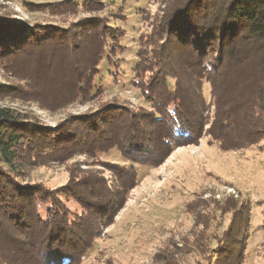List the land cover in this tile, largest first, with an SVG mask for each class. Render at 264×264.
<instances>
[{
	"label": "trees",
	"instance_id": "obj_1",
	"mask_svg": "<svg viewBox=\"0 0 264 264\" xmlns=\"http://www.w3.org/2000/svg\"><path fill=\"white\" fill-rule=\"evenodd\" d=\"M165 1L166 15L157 20L144 46L139 41L132 70L131 84L145 106L130 109L114 99L53 128L0 106V264H81L99 239L100 226L112 224L138 186L139 166L154 169L176 149L198 143L203 134L222 151L246 149L264 139V0ZM28 7L99 14L105 3L61 0ZM121 17L119 11L111 12L114 21ZM125 35L99 15L66 28L27 29L1 14L0 70L12 79L0 84V101L11 94L13 100L34 103L50 113L91 102L102 94L95 85L101 61H110L125 48ZM21 55L39 60L26 71L14 59ZM56 58L68 59L70 67L55 65ZM249 74L257 79L254 112L247 119L252 132L239 138L232 132L238 126L235 108L219 113V102L222 90H233L236 76L248 79ZM205 84L216 106L206 131L212 103L205 99ZM112 150L120 162L102 160ZM75 156L103 166L109 180L91 170L83 176L71 173L68 183L56 189L22 183L36 162L38 167L49 166ZM241 219L232 215L216 251L207 256L208 264L243 263ZM198 238L191 243L197 251L203 248ZM155 264L173 263L157 259Z\"/></svg>",
	"mask_w": 264,
	"mask_h": 264
},
{
	"label": "rangeland",
	"instance_id": "obj_2",
	"mask_svg": "<svg viewBox=\"0 0 264 264\" xmlns=\"http://www.w3.org/2000/svg\"><path fill=\"white\" fill-rule=\"evenodd\" d=\"M59 1L0 0V15H8V19L23 23L27 29L36 25L66 28L83 18L98 15L109 18L111 24L125 31L122 40L125 48L110 61L106 58L101 61L95 85L102 94L87 104H71L56 113L42 110L34 103L13 100L15 96L11 94H7L9 99L0 101V106L11 107L51 128L71 115L93 112L99 105L114 99L130 109L145 106L131 84L132 70L137 62L139 41L144 46L153 34L157 20L164 19L166 1L104 0L105 10L99 14H84L79 10L75 15H69L67 11L49 12V6L44 8L45 12L28 7L29 4H55ZM75 1L80 3L82 0ZM118 11L122 17L114 21L111 12ZM32 54L30 51L29 56ZM14 59L26 71L35 67L39 60L22 55ZM69 63L64 58L55 60V65L63 70L70 67ZM145 75L150 77L148 73ZM10 77L9 73L0 70L1 85L8 84ZM241 79L240 75L236 76L230 94L222 90L223 103L219 102V113L229 107L235 108L238 126L232 132L239 138L251 135V122L247 119L254 112L257 92L256 76L249 74L248 79ZM15 80L22 81L21 78ZM47 89L52 91L51 86ZM204 96L207 103H212L208 108L206 131L216 109L207 84ZM209 140L203 134L198 143L176 149L154 169L139 166L138 186L130 191L128 201L112 224L100 226L99 239L81 264H155L157 259L170 260L173 264H208L207 256L216 251L218 238L227 229L232 215H242L245 249L242 264H264V139L238 151L219 150L218 145ZM101 158L112 162L120 160L115 150ZM37 163L36 167L29 169L22 183L43 184L48 189H56L66 185L73 176H83L91 170L106 181L110 177L103 166L83 156L62 163L51 162L49 166L38 167ZM207 215L209 219L205 225ZM196 236H199L197 245H202V250L197 251L191 245Z\"/></svg>",
	"mask_w": 264,
	"mask_h": 264
}]
</instances>
